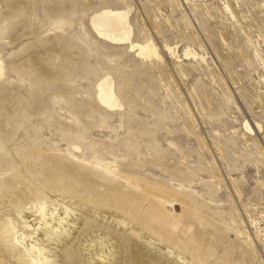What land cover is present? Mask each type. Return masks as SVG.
Returning <instances> with one entry per match:
<instances>
[{"label":"rangeland","instance_id":"rangeland-1","mask_svg":"<svg viewBox=\"0 0 264 264\" xmlns=\"http://www.w3.org/2000/svg\"><path fill=\"white\" fill-rule=\"evenodd\" d=\"M103 9L144 54L95 32ZM0 69V264L58 201L145 252L264 264V0H0Z\"/></svg>","mask_w":264,"mask_h":264},{"label":"bare ground","instance_id":"bare-ground-1","mask_svg":"<svg viewBox=\"0 0 264 264\" xmlns=\"http://www.w3.org/2000/svg\"><path fill=\"white\" fill-rule=\"evenodd\" d=\"M90 22L95 32L107 41L129 43L131 49L144 54L146 47L131 41L127 10L103 9L93 14ZM96 87L100 104L109 109L122 108L109 77L102 78ZM58 206L62 213L56 208H47L44 203L36 205L37 215L31 222L28 219L24 221L26 228L32 229L30 233L25 234L12 226L8 229L9 234L6 230L13 242L11 244L19 246L18 256L26 262L24 264H73L75 260L77 264H198L168 248L161 249L150 239L140 235H137L138 244H145V247H150L154 252L148 249L145 252L144 247L141 248L143 245L132 248V242L127 243L129 235H118L95 223L80 225L83 219L81 213L62 201H58ZM102 221L114 228L131 230L136 234L126 220L110 217Z\"/></svg>","mask_w":264,"mask_h":264}]
</instances>
